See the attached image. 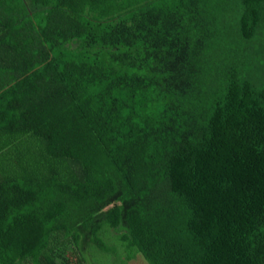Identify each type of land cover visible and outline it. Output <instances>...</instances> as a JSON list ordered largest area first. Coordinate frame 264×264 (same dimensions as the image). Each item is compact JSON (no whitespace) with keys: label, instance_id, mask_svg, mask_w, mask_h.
Instances as JSON below:
<instances>
[{"label":"trees","instance_id":"16d2710c","mask_svg":"<svg viewBox=\"0 0 264 264\" xmlns=\"http://www.w3.org/2000/svg\"><path fill=\"white\" fill-rule=\"evenodd\" d=\"M105 225L264 264V0H0V264H89Z\"/></svg>","mask_w":264,"mask_h":264},{"label":"rangeland","instance_id":"374dc122","mask_svg":"<svg viewBox=\"0 0 264 264\" xmlns=\"http://www.w3.org/2000/svg\"><path fill=\"white\" fill-rule=\"evenodd\" d=\"M109 231V234L105 232ZM100 237L105 244L111 247L108 251H101L98 247L91 245L86 256L89 264H149L140 253L134 252V256L130 259H125L127 250L124 242H122L117 234L109 226H103ZM134 250V249H133Z\"/></svg>","mask_w":264,"mask_h":264}]
</instances>
